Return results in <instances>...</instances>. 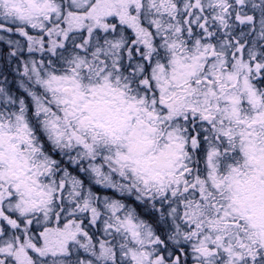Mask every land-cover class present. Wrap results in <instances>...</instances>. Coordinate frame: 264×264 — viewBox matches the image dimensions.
<instances>
[{
	"label": "snow or ice",
	"instance_id": "snow-or-ice-1",
	"mask_svg": "<svg viewBox=\"0 0 264 264\" xmlns=\"http://www.w3.org/2000/svg\"><path fill=\"white\" fill-rule=\"evenodd\" d=\"M0 264H264V0H0Z\"/></svg>",
	"mask_w": 264,
	"mask_h": 264
}]
</instances>
